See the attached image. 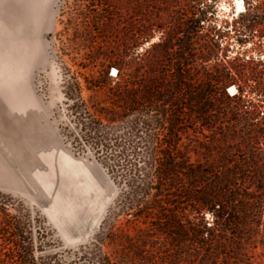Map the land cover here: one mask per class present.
Instances as JSON below:
<instances>
[{"label": "rangeland", "instance_id": "obj_1", "mask_svg": "<svg viewBox=\"0 0 264 264\" xmlns=\"http://www.w3.org/2000/svg\"><path fill=\"white\" fill-rule=\"evenodd\" d=\"M244 4L245 11L235 16V0H0V219L20 222L36 258L70 262L116 228L122 264H203L186 255L187 221L199 223L194 215L173 218L180 225L172 232L145 225L143 218L131 223L129 201L117 205L122 185L92 153L73 148L65 130L72 120L66 80L74 72L101 79L116 54L122 64H112L110 75L119 68L134 72L140 123L164 121L171 128L191 113L188 104L203 87L218 90L216 79L224 72L230 74V96L240 97L245 87L243 98L260 106L254 121L260 131L264 102L256 92L264 88V75L259 84L247 79L264 72V1ZM100 5L106 16L113 15L115 31L107 28L101 50L93 51ZM94 58V67L84 69ZM83 96L102 100L87 89ZM154 132L163 138L167 129ZM262 148L261 160L249 169L252 182L264 183ZM244 214L259 227L234 251L238 260L222 257L218 264H264V203L260 210L241 213L238 208L232 217ZM214 221L207 213L208 227ZM104 250L111 255L115 248L105 245Z\"/></svg>", "mask_w": 264, "mask_h": 264}, {"label": "trees", "instance_id": "obj_2", "mask_svg": "<svg viewBox=\"0 0 264 264\" xmlns=\"http://www.w3.org/2000/svg\"><path fill=\"white\" fill-rule=\"evenodd\" d=\"M105 12L104 5L95 12L93 51L101 50L107 28L115 31L113 15ZM77 39L86 42L83 36ZM111 59L101 79L82 72L68 75L65 89L72 120L65 130L73 148L92 153L122 185L117 205L129 201L125 206L131 223L143 218L145 225L172 232L180 225L173 218L194 215L199 223L187 221L190 229L185 238L191 261L218 264L222 257L238 260L234 251L250 240L248 234L259 227V221L246 214L232 215L238 208L241 213L260 210L264 203V183L248 179L254 161L263 156L264 128L257 131L254 124L260 106L255 99L243 98L245 87L239 89L240 97L230 96L226 92L230 74L221 72L216 79L218 90L211 93L203 87L198 99L188 104L191 113L176 119L171 128H165L164 121L140 123L134 72L119 68L117 75L111 76L110 66L122 64L116 54ZM95 61L87 60L83 68L94 67ZM263 75L256 71L247 80L259 84ZM240 79L246 84L241 74ZM85 89L102 100H87ZM256 96L264 102V88L259 87ZM236 99L238 106L234 107ZM156 128L167 129L163 138L154 132ZM253 199L256 204H246ZM207 213L215 217L211 227ZM154 217L159 220L154 222ZM19 225L13 217L0 219V264H122L116 228L77 251L70 262H62L51 256L36 258L28 231ZM105 245H112L114 253L108 254Z\"/></svg>", "mask_w": 264, "mask_h": 264}, {"label": "bare ground", "instance_id": "obj_3", "mask_svg": "<svg viewBox=\"0 0 264 264\" xmlns=\"http://www.w3.org/2000/svg\"><path fill=\"white\" fill-rule=\"evenodd\" d=\"M229 9H225V11H228ZM245 11V4H244V0H235V12L234 15L235 16H240L243 12ZM114 76L117 75V69H114L113 71ZM236 87H232L230 89L231 95H235L236 94Z\"/></svg>", "mask_w": 264, "mask_h": 264}]
</instances>
